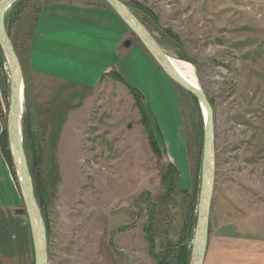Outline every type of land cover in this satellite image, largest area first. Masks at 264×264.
<instances>
[{
	"label": "rangeland",
	"instance_id": "rangeland-1",
	"mask_svg": "<svg viewBox=\"0 0 264 264\" xmlns=\"http://www.w3.org/2000/svg\"><path fill=\"white\" fill-rule=\"evenodd\" d=\"M119 1L167 56L194 68L213 109L215 178L203 264H264V0ZM49 2L109 7L104 0H22L5 18L23 72L24 149L48 264H191L204 111L170 79L173 87L156 80L137 53L127 67L146 100L122 80L98 96L29 79V40ZM128 39L140 43L130 29ZM9 105L0 47V154L22 196L8 144ZM178 114L179 130L170 135L157 120L175 122ZM1 202L19 203L0 161Z\"/></svg>",
	"mask_w": 264,
	"mask_h": 264
},
{
	"label": "crops",
	"instance_id": "crops-1",
	"mask_svg": "<svg viewBox=\"0 0 264 264\" xmlns=\"http://www.w3.org/2000/svg\"><path fill=\"white\" fill-rule=\"evenodd\" d=\"M128 31V27L110 7L64 2L45 3L37 14L29 40V79L34 76L56 82L63 89L77 92L84 90L98 96L104 90L111 92L114 86H120L122 79L125 85H130L142 93L146 100V89L140 81L134 82L131 79L127 67L133 60V53H137V63L142 61L147 64L156 80L170 82L173 87V81L141 43L124 47V42L131 40L128 39ZM176 104L178 108L177 100ZM157 122L164 131L167 129L172 135V129L177 134L181 119L178 114L175 122L168 118L159 119ZM60 129L56 131L55 139L61 133ZM3 131L0 118V138ZM0 161L13 183L19 201L0 203V264H34L29 220L15 213L16 209L23 207V196L18 193L9 165L2 154Z\"/></svg>",
	"mask_w": 264,
	"mask_h": 264
},
{
	"label": "water",
	"instance_id": "water-1",
	"mask_svg": "<svg viewBox=\"0 0 264 264\" xmlns=\"http://www.w3.org/2000/svg\"><path fill=\"white\" fill-rule=\"evenodd\" d=\"M19 1L22 0H0V47L8 62L10 76V105L7 117V136L10 154L17 172L24 201V208L16 209L15 213L18 215L25 214L28 217L33 241L34 264H48L45 222L35 197L33 180L24 149L22 129L24 109L23 72L5 26L7 12ZM104 1L113 9L130 31L134 33L163 72L177 86L194 96L203 111L206 110L198 215L192 241L191 258V264H203L208 245L209 218L215 178L213 109L204 91L201 88L193 87L192 84L188 83L179 75L172 66L170 57L164 53L149 31L121 1ZM131 44V40H126L124 47L128 48Z\"/></svg>",
	"mask_w": 264,
	"mask_h": 264
},
{
	"label": "bare ground",
	"instance_id": "bare-ground-1",
	"mask_svg": "<svg viewBox=\"0 0 264 264\" xmlns=\"http://www.w3.org/2000/svg\"><path fill=\"white\" fill-rule=\"evenodd\" d=\"M170 61H171L172 66L174 67V69L179 73V75L181 77H186V78L191 79L195 85V88L200 89L197 77L195 75L194 68L190 64H188L186 62H182V61L177 60L175 58H170ZM204 115L206 117V110L204 111Z\"/></svg>",
	"mask_w": 264,
	"mask_h": 264
},
{
	"label": "trees",
	"instance_id": "trees-1",
	"mask_svg": "<svg viewBox=\"0 0 264 264\" xmlns=\"http://www.w3.org/2000/svg\"><path fill=\"white\" fill-rule=\"evenodd\" d=\"M110 7V6H109ZM111 8V7H110ZM183 78H186V77H183ZM188 81H191L192 83H193V81L191 80V79H189V78H186ZM122 79H120V81H121ZM123 81V80H122ZM194 84V83H193ZM129 86V89H131L132 90V92H133V94L134 95H140L141 96V99H143V96H142V94L137 90V89H135L134 87H132V86H130V85H128ZM195 86V85H194ZM3 134V136L5 137V133H2ZM3 136H2V140L4 141L5 140V138H3ZM3 143H5V141L3 142ZM35 192V191H34Z\"/></svg>",
	"mask_w": 264,
	"mask_h": 264
}]
</instances>
